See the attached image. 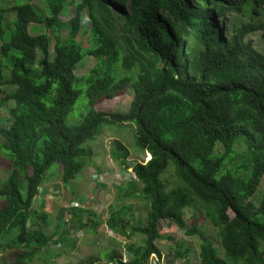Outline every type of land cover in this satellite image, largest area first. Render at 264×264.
<instances>
[{
    "label": "trees",
    "instance_id": "trees-1",
    "mask_svg": "<svg viewBox=\"0 0 264 264\" xmlns=\"http://www.w3.org/2000/svg\"><path fill=\"white\" fill-rule=\"evenodd\" d=\"M42 1L49 15L31 3L0 7V86L9 89L0 97V109L15 102L7 107L9 124L0 125V151L11 159L0 187V237L12 235L0 249L18 250L10 262H5L9 252L0 255V264H25L59 241L60 228L72 226L65 210L54 232L47 233L48 215L32 208L46 170L59 162L62 181L72 180L94 155L83 144L100 135L102 125L124 122L134 123L135 145L149 154L146 162L129 165L138 184L134 193L147 200L148 209L143 222L129 231L130 207L110 212L106 223L112 231L128 238L137 233L142 242L125 244L126 260L110 252L108 261L148 264L151 255L161 258L162 220L203 237L197 224L187 227L184 210L192 194L218 229L224 252L219 256L203 237L200 264H264V193L258 203L252 200L264 174V52L247 38L258 30L264 35V0ZM70 4L74 15L62 20ZM8 11L13 19L7 20ZM84 11L90 23L87 47L77 39ZM36 25L50 34L35 30ZM38 54L39 69L34 67ZM88 55L110 59L77 78L74 71ZM75 82L86 85L88 110L79 123L67 124L80 92ZM128 86L133 96L127 110L94 108ZM241 135L250 174L218 175L222 158L211 157L216 144L229 154ZM129 154L114 141L115 160L125 162ZM170 162L187 187L165 189L161 174ZM170 254L186 259L188 248L176 243Z\"/></svg>",
    "mask_w": 264,
    "mask_h": 264
},
{
    "label": "rangeland",
    "instance_id": "rangeland-1",
    "mask_svg": "<svg viewBox=\"0 0 264 264\" xmlns=\"http://www.w3.org/2000/svg\"><path fill=\"white\" fill-rule=\"evenodd\" d=\"M13 3H31L39 13L49 15L42 0H0V7L6 5L9 8ZM74 12V6L70 4L60 15V18L67 20L74 15ZM13 17V13L11 17V12H6L7 20L13 19ZM89 27L90 23L86 18V11H84L82 29L78 33L77 39L85 47L90 45L88 43ZM34 29L50 34V31L42 25H36ZM6 33L8 32L6 31ZM64 34L65 32H63ZM247 38L253 41L257 50L264 52V35H262L261 30L252 32ZM109 59L110 55H103L102 58L97 60L89 55L84 56L82 63L74 71L75 75L77 78H81L86 75L96 62L103 63L109 61ZM34 67L38 69L41 67L40 54L37 56ZM4 73H7V70L4 69ZM133 73L134 69L127 70L126 72L127 75ZM135 77L136 73L133 78L135 79ZM74 87L80 92L66 116L67 124L79 123L88 110L86 85L75 82ZM8 90L5 86H0V97H3ZM132 96L133 88L128 86L111 99H100L94 105V108L105 111H125L129 107ZM14 105L15 102L9 100L7 106L0 109L1 126L9 124L7 107ZM101 131L100 135L92 140H87L83 144L85 147H90L94 155L91 160L86 161V166L72 180L68 182L62 181V167L59 162H53L46 170L44 180L38 189L39 192L33 199L32 208L38 212H45L48 215L49 226L44 227L47 233L54 232L55 226L59 222L58 215L62 208L65 210L64 218H69L72 226L60 228L55 236L56 239L59 238V241L57 240L56 243L51 242L39 254H36L31 259H27L25 264H89L87 259L90 256L97 259L95 264H113L107 259V255L110 252H114L122 257L123 260H126L125 244L128 242H142V236L137 233H133L128 238L125 235H119L112 231L108 227L106 220L111 211L123 206H129L130 211L125 214V218L130 220V223L127 225V231H129L131 225L143 222L148 209V202L141 194L134 193L135 187L138 184L129 165L138 161L146 162L149 159V154L135 145V125L133 122L102 125ZM115 140L120 141L130 151L129 157L125 162L115 160L112 157ZM245 140V136H239L229 154H226L225 150L223 148L220 149L219 144H216L211 157L222 158L218 175L229 171L243 178L248 177L250 167L246 165ZM10 170V157L3 151H0V187ZM161 178L164 181L166 190L175 187H187L186 183L175 175L174 166L171 162L162 172ZM263 193L264 174L258 189L252 196V200L258 203ZM190 199L189 206L184 210L187 227L197 224L199 233L205 239L211 241L219 256L224 257L223 249L220 247L218 241V229L211 224L206 214L205 206L192 194H190ZM1 203L2 201L0 200V205ZM82 208H89V213L83 212ZM75 212L76 214H74ZM230 215H232L231 211ZM159 233L163 236L157 242L161 251V258L151 255L148 264H181L182 261L185 264H200V243L203 241V237H200L199 234L188 235L183 229L169 220H162L160 222ZM168 237L173 239H168ZM11 238V234L5 235L2 239L0 237V242H9ZM176 243L187 246L188 254L185 257L186 259L179 260L172 258L170 253L175 248ZM260 248L264 251L263 245ZM14 251L18 250L14 249ZM14 251L6 249L3 252L0 249V255L9 252V256L5 259V262H10L14 258Z\"/></svg>",
    "mask_w": 264,
    "mask_h": 264
},
{
    "label": "crops",
    "instance_id": "crops-1",
    "mask_svg": "<svg viewBox=\"0 0 264 264\" xmlns=\"http://www.w3.org/2000/svg\"><path fill=\"white\" fill-rule=\"evenodd\" d=\"M148 153V152H147Z\"/></svg>",
    "mask_w": 264,
    "mask_h": 264
}]
</instances>
